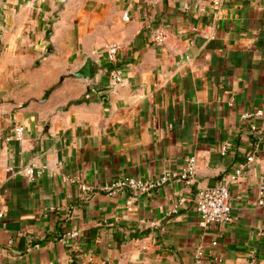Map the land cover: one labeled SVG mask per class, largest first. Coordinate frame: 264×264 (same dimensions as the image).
Listing matches in <instances>:
<instances>
[{"label":"crops","instance_id":"crops-1","mask_svg":"<svg viewBox=\"0 0 264 264\" xmlns=\"http://www.w3.org/2000/svg\"><path fill=\"white\" fill-rule=\"evenodd\" d=\"M190 157V181L101 190ZM226 182L234 220L203 228L197 194ZM261 199L264 0H0V264H192L198 247L206 264H264Z\"/></svg>","mask_w":264,"mask_h":264},{"label":"built area","instance_id":"built-area-1","mask_svg":"<svg viewBox=\"0 0 264 264\" xmlns=\"http://www.w3.org/2000/svg\"><path fill=\"white\" fill-rule=\"evenodd\" d=\"M168 39V33L163 27L155 28L153 32V40L156 44H164ZM122 49L121 44L117 42H109L105 46L106 58L109 63L119 62V54ZM112 81L115 83L123 82V68L117 67L111 73ZM24 137V128L22 126H17L14 129L13 134L9 138H15L22 140ZM230 143L226 142L222 147V153L226 154ZM249 161L253 160V157L248 158ZM243 166H238L229 175V182L236 181L241 175ZM23 173H25L31 180H38L44 175V168L40 166L29 165L23 168ZM196 174V159L190 157L185 168L180 174L177 172H166L158 180H142L134 176L125 177L122 179L115 180L111 184H105L101 186V190L109 195L117 194L123 189H129L133 194L139 195L142 193H149L154 188L161 186L162 184L171 180H192ZM228 182L219 184L215 187H210L202 189L198 192L196 197V205L199 213V224L203 228H208L209 226L222 223H231L234 220L232 204L230 199V190ZM83 190H90L89 186H84ZM133 198L128 200V204H131ZM183 200H181L182 203ZM264 200H260V204H263ZM157 222L152 221L151 226H156ZM80 232L78 230H69L64 234L65 239H74L79 236ZM217 244V242H213ZM192 264H206L205 262V251L202 247H198L194 251V260Z\"/></svg>","mask_w":264,"mask_h":264},{"label":"water","instance_id":"water-1","mask_svg":"<svg viewBox=\"0 0 264 264\" xmlns=\"http://www.w3.org/2000/svg\"><path fill=\"white\" fill-rule=\"evenodd\" d=\"M92 67L89 61H87L79 70H77L73 76L78 78H90L92 76ZM134 235L136 238L142 239L147 236L145 230L135 229ZM72 264H81L79 261L74 260Z\"/></svg>","mask_w":264,"mask_h":264}]
</instances>
